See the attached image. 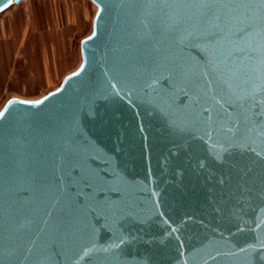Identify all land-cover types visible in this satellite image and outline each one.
<instances>
[{"label": "water", "instance_id": "water-1", "mask_svg": "<svg viewBox=\"0 0 264 264\" xmlns=\"http://www.w3.org/2000/svg\"><path fill=\"white\" fill-rule=\"evenodd\" d=\"M90 1L0 106V264H264V0Z\"/></svg>", "mask_w": 264, "mask_h": 264}, {"label": "crops", "instance_id": "crops-1", "mask_svg": "<svg viewBox=\"0 0 264 264\" xmlns=\"http://www.w3.org/2000/svg\"><path fill=\"white\" fill-rule=\"evenodd\" d=\"M19 2L0 15V103L9 95L33 96L72 70L75 20L55 30L54 13L44 0L30 10Z\"/></svg>", "mask_w": 264, "mask_h": 264}, {"label": "rangeland", "instance_id": "rangeland-1", "mask_svg": "<svg viewBox=\"0 0 264 264\" xmlns=\"http://www.w3.org/2000/svg\"><path fill=\"white\" fill-rule=\"evenodd\" d=\"M39 1L38 0H20L19 7L22 9H28V10L35 9L34 5L35 3L37 4ZM44 1L47 4L48 9L52 10L54 13L55 30H58L63 25H66L68 21L70 22L71 25H72L71 23L72 20H75L76 22L75 25L71 26L72 27L71 28L72 29L71 48H70V59H71L70 70H71L73 69V67L76 65L78 61L79 40L82 36L86 35L89 32L88 24L90 20L89 19L90 11L88 9V2L87 0H44ZM90 3L92 4V6L94 5L91 1ZM95 10H96V7H95ZM53 85L47 87L46 89L30 97H37L41 95L45 91L51 89Z\"/></svg>", "mask_w": 264, "mask_h": 264}, {"label": "bare ground", "instance_id": "bare-ground-1", "mask_svg": "<svg viewBox=\"0 0 264 264\" xmlns=\"http://www.w3.org/2000/svg\"><path fill=\"white\" fill-rule=\"evenodd\" d=\"M87 2H88V9H89V11H90V18H89L90 20H89V24H88L89 31H90V29H91V21H92V17H93V14H94V12H95V6H94V5L92 6V4L90 3V1L87 0ZM79 61H80V58H79V55H78V61H77L76 65H75L73 68H75V67L78 65ZM62 76H63V74L61 75V77H59V78L57 79V81H55L53 87L56 86V85L59 83V81L61 80ZM53 87H52V88H53ZM2 103H3V102H2ZM2 103L0 104V106L2 105Z\"/></svg>", "mask_w": 264, "mask_h": 264}, {"label": "built area", "instance_id": "built-area-1", "mask_svg": "<svg viewBox=\"0 0 264 264\" xmlns=\"http://www.w3.org/2000/svg\"><path fill=\"white\" fill-rule=\"evenodd\" d=\"M20 1V0H19Z\"/></svg>", "mask_w": 264, "mask_h": 264}]
</instances>
